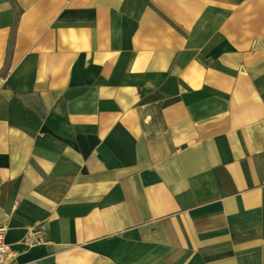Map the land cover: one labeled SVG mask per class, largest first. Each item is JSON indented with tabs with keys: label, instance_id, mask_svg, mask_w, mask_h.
I'll return each instance as SVG.
<instances>
[{
	"label": "crops",
	"instance_id": "crops-1",
	"mask_svg": "<svg viewBox=\"0 0 264 264\" xmlns=\"http://www.w3.org/2000/svg\"><path fill=\"white\" fill-rule=\"evenodd\" d=\"M0 225L15 264H264V0H0Z\"/></svg>",
	"mask_w": 264,
	"mask_h": 264
},
{
	"label": "built area",
	"instance_id": "built-area-1",
	"mask_svg": "<svg viewBox=\"0 0 264 264\" xmlns=\"http://www.w3.org/2000/svg\"><path fill=\"white\" fill-rule=\"evenodd\" d=\"M16 252L5 242V227L0 225V264H15Z\"/></svg>",
	"mask_w": 264,
	"mask_h": 264
}]
</instances>
